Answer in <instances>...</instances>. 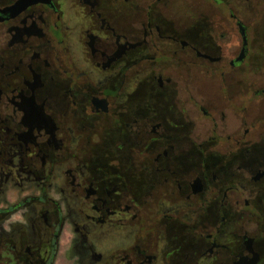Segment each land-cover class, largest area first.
Instances as JSON below:
<instances>
[{
	"label": "flooded vegetation",
	"instance_id": "obj_1",
	"mask_svg": "<svg viewBox=\"0 0 264 264\" xmlns=\"http://www.w3.org/2000/svg\"><path fill=\"white\" fill-rule=\"evenodd\" d=\"M0 264H264V0H0Z\"/></svg>",
	"mask_w": 264,
	"mask_h": 264
}]
</instances>
